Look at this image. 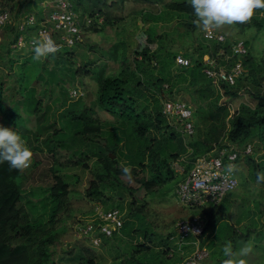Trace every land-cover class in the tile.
I'll use <instances>...</instances> for the list:
<instances>
[{"label":"trees","instance_id":"16d2710c","mask_svg":"<svg viewBox=\"0 0 264 264\" xmlns=\"http://www.w3.org/2000/svg\"><path fill=\"white\" fill-rule=\"evenodd\" d=\"M71 1L84 25V31L88 33H99L107 26L114 25L116 18L112 16V8L117 4L124 7L126 2V0ZM143 1L153 5L164 2V0ZM6 2L15 4L18 0H6ZM5 10L8 9L1 8L0 13ZM47 10H52V7ZM9 11L12 14L13 7ZM36 13L41 19L44 8ZM141 13L144 20L148 21V27L143 33L144 43L141 45L139 43L134 49L132 63L128 64L124 50L119 54L120 46L126 48L125 42L119 40L110 51L112 60L118 61L121 56L122 63L125 64L117 75H108L105 66H101L96 72L93 70L86 72V66L73 71L74 79L82 73H87L97 80L98 90L91 105L84 104L82 96L71 97L70 91L62 89L58 82L52 84L53 88L47 94L42 93L43 91L39 92L41 91L39 77L30 81L32 68H38L40 72L42 68H46V62L50 61V58L54 60L56 66L65 62L68 65L72 64L73 67L69 56L73 51L72 48L81 44L80 41L74 46L65 45L45 60L35 61L33 56L23 58L24 61L19 66L22 69L19 77V92L22 97L12 110L6 112L10 121L19 126L18 121L22 118L19 113L20 106L22 108L27 106V109L35 114L36 131L32 133L27 128L23 135L33 134L35 140L41 139L46 145L47 152L53 157L56 156L58 149L64 146L67 138L66 130L69 128L75 135L84 138H93L103 133L104 122L97 116L96 107L111 113L120 122L131 124L132 135L128 136L136 142L135 149L130 147L127 136L123 137L124 131H120L122 135L115 131L110 132L107 141L113 149L110 154L99 156L101 170L92 172L85 190L86 197L92 200L99 199L104 207L110 201V198H105L104 194L105 186L109 181L115 184L117 189L127 191L132 197L129 212L126 218L123 216L124 225L121 231L115 232L110 238H103L101 245L104 246L111 240H119V235L122 233L124 235L128 227L130 229L126 234L132 235L134 231H138L133 228L132 220L136 216L143 215L146 206V203L139 201L155 194L169 183L175 182L177 185L178 181L186 177L198 156L211 152L215 147L227 146L229 143L244 148L257 141L264 147V60L251 65L253 58L250 57L249 42L245 40L249 53L242 58L243 75L237 79L235 85L220 82L217 86L204 72L205 54L215 57L218 50L223 48L226 55H230L231 44L237 39L232 41L227 38L226 42L219 43L208 41L203 37L192 47H185L186 43L183 41L193 38L198 30L193 23L195 15L189 0H171L164 3L160 12L150 8ZM86 17L93 19L90 26L86 25ZM98 18H102L103 21L99 22ZM253 20L258 28L264 26L261 20L256 18ZM173 21L174 25L170 27V32H166L164 23ZM20 35L21 32L13 20L0 26V52L9 56L10 69L19 61L17 59H20L11 56V53L17 52L12 44ZM177 36L181 40L179 42L181 55L191 60L188 67L176 65L178 51L167 45L169 39L175 41ZM233 62L235 59L231 58L227 61L225 56L219 58L221 65L231 66ZM132 65L139 76L131 93L139 96L144 90H148L160 96L159 99L152 98L155 105L152 110L140 106L135 95L127 92L126 86L129 81L126 75L131 71ZM4 85L0 80V105L4 96ZM44 96L46 99L42 98ZM167 100H182L195 106L193 113L195 133L192 136H184L180 131V122L168 119L163 114V102ZM60 108L61 116L67 121L64 128L57 124V111ZM169 130L171 131L168 138H159L160 134L168 133ZM124 146L127 150L123 151V156L132 169L130 178L123 173V167L117 158H113L117 155V150H122ZM167 147L171 151L164 155ZM29 149L35 157L31 167L18 171L10 169L7 162L0 164V264H56L52 247L60 240L57 229L58 216L70 201L72 191L70 177L63 173L58 165H49L46 169V175L50 177L47 186L48 195L38 204L34 199L37 193L33 189L27 190L25 183L29 181L28 179L35 178L42 161L36 157L31 148ZM243 158L249 166V176L257 181V172H264V154L260 157V161L252 155H246L241 156L236 163ZM176 161L184 164V173H177L173 169L172 163ZM139 168L146 172L145 176H138ZM260 183L264 185V182ZM105 208H119L123 212L122 204ZM191 210L192 214L206 217V226L200 238L203 239L215 229L220 219V204ZM155 236L154 232L143 230L144 242L133 244L128 256L121 260L120 264H174L173 257L180 253L178 246L168 243L174 241L171 239L173 233L166 237L167 240L159 238L158 243L154 242V239H157ZM155 246L158 247L154 249ZM81 251L77 264H100L96 255L89 249L82 248Z\"/></svg>","mask_w":264,"mask_h":264},{"label":"rangeland","instance_id":"374dc122","mask_svg":"<svg viewBox=\"0 0 264 264\" xmlns=\"http://www.w3.org/2000/svg\"><path fill=\"white\" fill-rule=\"evenodd\" d=\"M51 1L18 0V2L13 4L11 2L7 3L6 0H0V9L7 8L10 10L13 7L12 20L16 22L26 13L39 12L43 8V4L49 6ZM170 1L164 0V2H158L157 5H153L143 0H126L124 7L117 4L112 8V16L116 18L114 25L107 26L99 33L84 31L81 44L72 48L73 51L69 57L70 61L73 62V67L71 66L72 64L69 63L70 65H68L65 62H61L56 66L54 60L50 58V61L46 62V68H42L40 72L38 68H32L30 81L35 77H39L41 86L39 87L41 90L39 92L43 91L42 93L47 94L50 93L49 90L53 88L52 84H55V82H58L60 87L67 91L79 88L84 93L82 96L83 103L91 105L98 90L97 80L94 76L87 73H82V75L74 79L73 71L86 66V72L90 70L96 72L101 66H105L108 75H117L125 67V64L122 63L121 56L118 61L111 59L110 51L112 47L119 40L124 41L126 48L120 46L119 54H122L124 50L128 64L132 63L134 49L139 43L140 45L144 43L145 35L143 36V33L148 27V21L144 20L141 12L150 8L160 12L164 3ZM254 18L261 20L264 25V9H257L252 20L247 24L225 25L221 29H216L224 33L229 40L243 39L249 42L250 57L253 58L251 65H256L264 60V26L258 28L254 23ZM164 24L165 31L170 32V27L174 25V21ZM175 39V41L169 39L167 45L178 51V54H182L179 50V42L181 40H179L178 36ZM201 39H203V30L198 29L193 38L188 39V41L185 39L183 42L186 43L185 47H192L197 40ZM16 53H11V56L14 58L20 57V59H17L19 61L10 69L9 56L0 52V80L5 84L4 96L0 105V126L17 132L25 142V146L31 148L36 157L42 161L38 171L35 173V178L28 179L29 181L25 183L26 189H33L37 193L34 199L39 204L48 195L47 186L50 182V177L46 175V169L49 165H58L61 171L70 177L69 181L72 190L70 201L66 209L58 216L57 229L59 230L60 240L52 247L54 262L56 264H77L78 257L82 252L81 249L87 248L96 255L100 264H120V261L128 256L133 244L144 242L142 237L143 230L154 232L156 234L155 238H157L154 239V242L157 243L159 238L167 240L166 237L173 233L175 239L168 243L175 246L181 244V239L176 231V223L179 219L190 216L192 210L185 208L178 201L175 195V182L161 187L155 194L148 195L143 201H139V203H146L145 213L136 216L132 220L133 228L138 230L134 231L132 235L126 234L127 231L129 232L128 229H130L128 227L124 235L123 233L119 235V240H111L107 245L99 247L92 246L87 238L79 237L76 233L79 222L91 213V209L95 204H102L99 199L92 200L86 197L85 190L88 178L92 172H96L98 169L101 170L98 162L99 156L104 157L110 154L111 149H113L112 145H109L107 141V136L114 131L122 135L120 131H124L123 137L127 136L130 147L135 149L136 142L129 137L132 135L131 124L120 122L111 113L96 107L97 116L104 122L103 133L93 138H84L75 135L69 128L66 130L67 138L64 146L58 149L56 156L53 157L47 152L46 145L41 139L35 140V135L33 134L23 135L27 128L32 133L36 131L35 114L31 113L27 106L25 107L26 109L20 106L19 113L22 118L18 121L19 126L12 123L7 117L6 112L12 110L15 103L22 97L19 92V77L22 69L19 66L23 63V58L34 55V52L29 50L20 51L19 54ZM138 76L139 74L134 70V65H132L131 71L126 75V79L129 81L126 86L127 92L135 95L140 106H146L148 110H152L155 106L152 98L156 97L159 99L160 96L148 90H144L139 96L131 93L136 86ZM144 79L146 80L147 77L145 76ZM42 98L46 99V96ZM191 106L195 110V106L192 104ZM61 115L60 108L57 111V124L59 127H63L67 122ZM170 131L160 134L159 138H168ZM252 145V156L257 161H260V157L264 154V147L257 141L253 142ZM126 150L125 146L122 150L118 149L117 155H114L113 158H117L122 167H131L126 157L123 156V151L126 152ZM170 151V148L167 147L164 155ZM34 160L35 157L32 156L31 166ZM85 165H88V167H85ZM235 165L239 186L235 191L226 195L222 211L219 214L220 219L215 229L210 231L203 239H199V246L205 247L209 251V257L204 260V264H222L225 259L222 249L228 241L232 242L234 250L237 251L245 243L252 244L253 253L244 258L246 264H264V185L249 176L250 169L244 158ZM137 171L139 177L146 175V172L142 171L141 168ZM104 191L105 198H110L108 205L105 207H117L118 204H122L124 217L126 218L132 197L129 196L127 191L117 189L115 184L110 181L105 186ZM242 215L246 218L245 223L243 221L240 222ZM196 245L195 239L189 238L182 242L181 247L186 253H189ZM157 247L155 246L154 249ZM175 256L173 257L175 260L174 264H180L186 258L182 254Z\"/></svg>","mask_w":264,"mask_h":264},{"label":"built area","instance_id":"2783aa9c","mask_svg":"<svg viewBox=\"0 0 264 264\" xmlns=\"http://www.w3.org/2000/svg\"><path fill=\"white\" fill-rule=\"evenodd\" d=\"M48 7L52 10L48 11ZM44 14L40 19L37 13H26L21 16L16 25L21 35L12 44L15 51H33V41L50 37L61 50L65 45L74 46L83 40V24L80 16L74 9L71 0H52L49 4H43ZM102 22V18H98ZM12 22V14L9 10L0 13V26ZM93 19L86 17V25L90 26ZM203 37L208 41L224 43L227 37L224 33L214 29L211 32H203ZM231 54L226 55L225 50H218L215 57L210 55L204 58V72L212 80L214 85L227 82L235 85L237 79L244 73L242 58L249 53V47L243 39H237L231 44ZM225 56V60L235 59L231 66L221 65L219 58ZM191 60L181 54L176 56V65L188 67ZM84 93L79 88L70 90V96L78 98ZM194 109L185 101L167 100L163 102V114L168 119L180 122V131L184 136H192L195 133L193 121ZM253 145L248 144L239 148L236 144L215 147L211 152L198 156L192 163L191 170L186 177L178 181L175 195L178 201L188 209H203L219 205L226 195L235 191L239 186V179L235 170L227 171V166L234 164L241 156L252 155ZM177 173H184L185 166L180 162L172 163ZM124 213L119 208L106 209L101 204H95L91 213L79 222L76 233L81 238H87L94 247L101 246L103 238H110L115 232H120L124 225ZM206 217L201 214H191L181 218L176 223V231L182 242L189 238L195 239L197 247L180 264H203L209 257V251L199 246V239L203 235L206 226ZM171 239H175L172 236Z\"/></svg>","mask_w":264,"mask_h":264},{"label":"clouds","instance_id":"9594fccd","mask_svg":"<svg viewBox=\"0 0 264 264\" xmlns=\"http://www.w3.org/2000/svg\"><path fill=\"white\" fill-rule=\"evenodd\" d=\"M194 10L193 23L197 29L211 32L221 29L225 25L249 23L257 9H264V0H189ZM33 60L41 61L49 55L60 51L56 43L46 37L33 41ZM33 153L25 146L21 136L14 130L0 126V164L7 162L10 169L23 171L31 166ZM236 170V165L229 164V173ZM122 171L129 178L132 174L130 167H123ZM257 182H264V172H257ZM225 259L222 264H246L245 257L253 253V245L245 243L238 251L234 250L231 241L225 243L223 249Z\"/></svg>","mask_w":264,"mask_h":264},{"label":"crops","instance_id":"0c3cea01","mask_svg":"<svg viewBox=\"0 0 264 264\" xmlns=\"http://www.w3.org/2000/svg\"><path fill=\"white\" fill-rule=\"evenodd\" d=\"M204 32V31H203ZM236 40V39H235ZM207 55H209V54H205V56H207ZM235 173H236V171H235ZM236 175H237V173H236ZM238 177V176H237ZM224 200H225V198L223 199V201L220 203V209H221V211H222V205L224 204ZM240 218H242V219H240V222H246L245 220H246V218L242 215ZM188 245H190V244H188ZM196 247H197V245H196ZM195 247V248H196ZM195 248L193 249H191L190 251H189V253H186V251L185 250H183V248L181 247V244H178V250H179V253L180 254H182V255H185L186 257H188L189 255H191V253L195 250ZM174 249H176V248H174ZM203 264H204V261H203Z\"/></svg>","mask_w":264,"mask_h":264}]
</instances>
